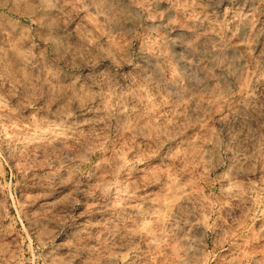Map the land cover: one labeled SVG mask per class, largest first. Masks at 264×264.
<instances>
[{
	"label": "rangeland",
	"instance_id": "1",
	"mask_svg": "<svg viewBox=\"0 0 264 264\" xmlns=\"http://www.w3.org/2000/svg\"><path fill=\"white\" fill-rule=\"evenodd\" d=\"M0 264H264V0H0Z\"/></svg>",
	"mask_w": 264,
	"mask_h": 264
}]
</instances>
